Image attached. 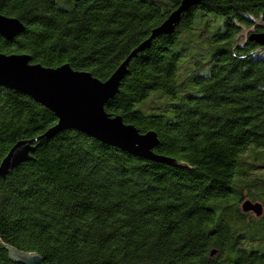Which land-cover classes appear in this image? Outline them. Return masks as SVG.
I'll return each instance as SVG.
<instances>
[{
  "label": "trees",
  "instance_id": "1",
  "mask_svg": "<svg viewBox=\"0 0 264 264\" xmlns=\"http://www.w3.org/2000/svg\"><path fill=\"white\" fill-rule=\"evenodd\" d=\"M182 1L0 0V14L26 26L12 42L0 36V54L28 55L49 69L68 64L106 82ZM203 14L224 18L228 41L179 81L186 53L173 48L182 34L194 30L213 48L210 24L199 23ZM244 29L254 31L239 44ZM254 34H264V0H205L133 59L105 106L141 134L155 132L154 153L179 167L74 130L40 139L57 124L55 115L0 86V165L19 142L36 141L31 159L0 177V264H21L7 247L44 264H264L235 229L243 222L264 231L242 211L248 200L207 207L236 191L264 196V181L251 179L255 167L242 161L250 146L264 149V58L255 57L264 47L250 41ZM153 94L177 102L147 110Z\"/></svg>",
  "mask_w": 264,
  "mask_h": 264
},
{
  "label": "water",
  "instance_id": "2",
  "mask_svg": "<svg viewBox=\"0 0 264 264\" xmlns=\"http://www.w3.org/2000/svg\"><path fill=\"white\" fill-rule=\"evenodd\" d=\"M205 0H183L177 10L159 27L149 39L140 44L106 81L101 82L88 72L74 71L70 65L57 69L32 64L28 55L0 54V86L21 92L50 110L57 124L40 139L51 140L65 131H78L102 144L117 148L125 153L155 163L179 167L175 160L158 156L154 149L160 144L155 132L141 134L134 126L123 122L122 117H112L105 106L120 92L133 59L149 50L153 41L162 35H171L179 26L182 16ZM26 26L18 19L0 14V36L8 42L22 35ZM250 41L264 47V34H254ZM36 141H22L16 144L0 165V177L31 159ZM244 213H253L256 218L263 215V206L245 201ZM11 258L21 264H44L37 254H27L7 247ZM213 251L211 256H215Z\"/></svg>",
  "mask_w": 264,
  "mask_h": 264
},
{
  "label": "rangeland",
  "instance_id": "3",
  "mask_svg": "<svg viewBox=\"0 0 264 264\" xmlns=\"http://www.w3.org/2000/svg\"><path fill=\"white\" fill-rule=\"evenodd\" d=\"M203 15V18L199 20V23L201 24L200 26L206 23L210 24V37H213L210 42L212 43L213 48L209 47L207 44L200 42L197 33L194 30L182 34V36L178 39L177 45L173 48V54H176L179 51H185L186 53V55L183 56L179 62V71L177 75L179 81L184 79L193 69L197 67V62L199 63L200 61H209L214 53L220 52L222 50V46H220V43L228 41V39L225 37L227 29L225 26L224 18L216 16L214 14ZM197 25L198 21L195 23V27H199ZM251 31H254V29H244L242 34L237 38V42L239 44H243L248 37V33ZM216 47L220 49H215ZM214 50L215 52H213ZM255 57L264 58V50L258 51ZM157 95L159 94H153V97L146 102L144 107L147 110H150L154 106L161 104V101L163 103L177 102V100L171 97H163L161 101H158L156 99L158 97ZM136 109L141 111V106H137ZM242 161L245 164L248 163L250 166L255 167V171H251V179L255 178L264 181V149H258L255 146H250V148L242 156ZM239 181V176H237L236 182L238 185H240ZM253 190H248L244 193L241 191H236L230 198V200H223L218 202L210 201L207 203V207L212 208L216 204H218L220 207H225L227 204H231L233 202L236 203L242 198V196H244L246 200L250 202L252 201L254 203H261L262 205H264V196L262 195V193L259 190L257 192H254ZM219 215L220 212H217V217H219ZM253 216L251 215L249 220L255 217ZM261 218L262 217L256 219L264 223V218ZM234 225L235 229L238 232V235H240L244 239L243 246L249 252H256L264 255V231L262 233H259L258 231L254 230L252 225H250L249 223L243 224V222H235ZM253 240H255V242H253Z\"/></svg>",
  "mask_w": 264,
  "mask_h": 264
}]
</instances>
